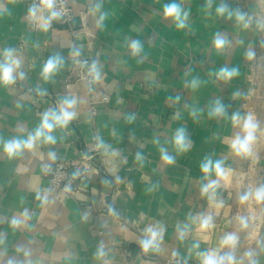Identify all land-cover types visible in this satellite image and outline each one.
<instances>
[{
	"label": "crops",
	"instance_id": "1",
	"mask_svg": "<svg viewBox=\"0 0 264 264\" xmlns=\"http://www.w3.org/2000/svg\"><path fill=\"white\" fill-rule=\"evenodd\" d=\"M68 2L73 30L54 20L43 31L31 28V0H0V53L13 50L19 63L15 83L0 84V264H105L104 258L106 264H200L198 251H229L221 247L228 233L238 236L236 248L250 246L251 257L238 264H264V215L246 234L239 223L246 205L239 201L240 176L252 175L253 189L264 185V0ZM173 2L182 18L187 13L183 28L164 14ZM221 3L245 13L250 26L218 15ZM217 34L228 41L222 49L214 45ZM136 40L142 48L133 55ZM74 52L100 70L92 92L67 77ZM53 56L63 63L45 79ZM221 68L238 74L225 81L217 75ZM66 97L76 99V116L53 131L55 143L41 140L12 157L4 152V142L26 140ZM217 100L226 114L210 117ZM234 113L259 124L249 157L230 148L242 135ZM178 128L191 141L183 153L173 144ZM100 142L104 148L96 147ZM161 148L173 164L161 160ZM85 156L88 167L75 194L49 189L46 175L56 160ZM208 158L230 170L226 179L204 178L201 164ZM210 180H218L213 201L201 193ZM205 216L212 217L209 229L200 228ZM14 220L21 223L13 227ZM148 227L163 229L158 252L140 246ZM101 246L105 255L97 258Z\"/></svg>",
	"mask_w": 264,
	"mask_h": 264
},
{
	"label": "clouds",
	"instance_id": "2",
	"mask_svg": "<svg viewBox=\"0 0 264 264\" xmlns=\"http://www.w3.org/2000/svg\"><path fill=\"white\" fill-rule=\"evenodd\" d=\"M97 10L99 5L96 6ZM210 7V4H209ZM216 12L220 16L227 15L228 19L235 17L238 24L242 25L244 28H248L251 24V19L246 17L245 13L240 11H231L227 9L226 5L221 3L216 9ZM43 13H47L44 15ZM164 14L166 17H171L177 21V27L183 28L185 26V20L187 19V13H183L182 9L178 3H170L164 6ZM29 15L34 20L39 21V27L43 31H47L51 26L52 21L59 19L61 13L56 10V0H40L39 5H33L29 9ZM104 16L101 15L100 20L103 21ZM260 27H264V23L260 24ZM228 41L217 34L214 39V45L217 49H222ZM133 55L138 54L141 51L142 45L140 41H133L130 45ZM74 56L79 55V52H74ZM254 52L249 50L246 56L249 60L253 59ZM0 84L10 85L15 83L14 73L19 66L18 61L14 57L13 50L5 49L0 53ZM62 58L59 56H53L44 65L42 75L45 79L50 78L59 67L62 65ZM238 74V69H228L221 68L219 73H217L218 78L225 81L231 80L234 76ZM22 75V74H21ZM88 75L91 77V82H97L100 79V70L95 63L91 65L88 70ZM197 81H193V86L195 87ZM77 101L75 98H64L59 103L57 110H51L45 112L42 115L40 126L35 130L34 133L30 134L26 140H9L3 143V150L9 156H15L22 152L24 149L31 150L36 144L43 140L46 144L55 143V137L52 135L56 128H65L68 126L69 122L72 121L76 116ZM195 115V112L192 113ZM226 114L225 106L219 101H215L212 109L209 112L210 117H220ZM234 125L241 128L242 135H237L233 138L230 144V148L236 156L239 157H249L252 155L253 144L256 141V132L259 128L258 122L254 120L251 115L241 117L239 113H234L231 117ZM173 144L177 152L183 153L190 149L191 141L187 137L186 130L183 128H178L173 137ZM97 148H104L103 142L96 145ZM105 151H107L105 149ZM161 160L168 165L174 163V158L168 154L167 149L161 148ZM115 153H113L114 155ZM142 156L137 153V160H141ZM201 172L204 174V178L208 179L212 173L220 179H226L230 174V170L226 171L223 167V162L208 158L201 164ZM218 187V180H210L209 183L204 184L201 188L202 195H206L209 201H213L216 194V189ZM239 201L241 204L247 203L249 201H254L256 204L264 203V185H259L257 187L248 188L239 195ZM219 206V205H218ZM20 221H12L13 227L20 224ZM239 223L241 229H247L249 227V220L247 217H240ZM212 225V217L205 216L200 220L201 229H209ZM187 226H185L186 228ZM186 235L185 231H181L179 238L184 239ZM163 238V229L156 227H148L145 230V238L140 241V246L145 252L154 251L158 252L160 250V243ZM238 236L235 233H228L224 236L221 241V247H227L229 251L224 255H218L215 251H204L196 252V256L200 261V264H237V258L235 256V250L238 243ZM195 249L199 248V244L194 245ZM97 258H101L105 255L103 246H101L97 251ZM175 255V253H174ZM247 256L251 257L252 253H246ZM250 264L254 262L250 261Z\"/></svg>",
	"mask_w": 264,
	"mask_h": 264
},
{
	"label": "built area",
	"instance_id": "3",
	"mask_svg": "<svg viewBox=\"0 0 264 264\" xmlns=\"http://www.w3.org/2000/svg\"><path fill=\"white\" fill-rule=\"evenodd\" d=\"M31 2L33 7V5H39L40 0H31ZM56 10L61 13L57 20L64 24L69 30H73L72 21L74 14L68 0H56ZM30 25L31 28H36L39 22L33 19ZM93 63L91 58L73 56L67 76L68 79L75 82L82 81L86 84L89 92L94 91L95 82H91V77L88 75V70ZM104 98L105 97H103L102 100H105ZM91 145L93 146H91L92 148L90 150L94 149V144ZM88 157L86 158L85 156L75 161L56 160L48 169L46 175L49 181V189L75 194L77 192V177L85 174L88 167L86 162V160L89 159ZM72 170H75V174L71 173ZM103 262L106 264L108 260L104 258Z\"/></svg>",
	"mask_w": 264,
	"mask_h": 264
},
{
	"label": "rangeland",
	"instance_id": "4",
	"mask_svg": "<svg viewBox=\"0 0 264 264\" xmlns=\"http://www.w3.org/2000/svg\"><path fill=\"white\" fill-rule=\"evenodd\" d=\"M243 176L244 175L240 176V182H243V185L245 186L244 191L248 188H253L252 175L246 174L244 177ZM261 180L263 182L264 176H262ZM246 186H248V188H246ZM243 213H244L243 217H247L249 220V227L247 229H242V234H246L247 231H252L253 228H255L257 224L260 223L259 221L263 218L264 203L256 204L254 201H249L246 203V205L243 206ZM248 247L250 248L248 244H243L240 245L238 248H236L235 256L237 258V264L238 262L240 263V261H242L243 255L246 256L245 260H247V258L249 257L246 255V253H251Z\"/></svg>",
	"mask_w": 264,
	"mask_h": 264
},
{
	"label": "water",
	"instance_id": "5",
	"mask_svg": "<svg viewBox=\"0 0 264 264\" xmlns=\"http://www.w3.org/2000/svg\"><path fill=\"white\" fill-rule=\"evenodd\" d=\"M191 264H195V263H193V262H190Z\"/></svg>",
	"mask_w": 264,
	"mask_h": 264
}]
</instances>
